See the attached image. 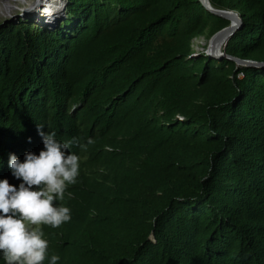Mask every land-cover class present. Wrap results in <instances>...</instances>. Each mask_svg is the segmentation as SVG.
Returning <instances> with one entry per match:
<instances>
[{
	"label": "trees",
	"instance_id": "trees-1",
	"mask_svg": "<svg viewBox=\"0 0 264 264\" xmlns=\"http://www.w3.org/2000/svg\"><path fill=\"white\" fill-rule=\"evenodd\" d=\"M207 1L240 18L220 50L264 61V0ZM228 23L199 0L0 22V179L19 187L9 155L39 154L37 125L86 156L44 264H264V65L191 43Z\"/></svg>",
	"mask_w": 264,
	"mask_h": 264
},
{
	"label": "clouds",
	"instance_id": "clouds-1",
	"mask_svg": "<svg viewBox=\"0 0 264 264\" xmlns=\"http://www.w3.org/2000/svg\"><path fill=\"white\" fill-rule=\"evenodd\" d=\"M58 2L63 6V0ZM43 128L37 125L44 145L38 155L27 152L23 161L9 155L10 170L22 181L19 187L0 179V252L6 264H44L48 241L42 226L58 228L71 220L70 209L62 202L68 186L77 182L79 168L86 169V156L70 152L78 143L75 138L62 142L55 132ZM87 143L94 140L89 138ZM58 260L52 255L50 264Z\"/></svg>",
	"mask_w": 264,
	"mask_h": 264
},
{
	"label": "rangeland",
	"instance_id": "rangeland-1",
	"mask_svg": "<svg viewBox=\"0 0 264 264\" xmlns=\"http://www.w3.org/2000/svg\"><path fill=\"white\" fill-rule=\"evenodd\" d=\"M58 1L60 0H0V22L21 16L19 13H23V16L34 14L38 20L49 21L52 25L61 16V7ZM44 11L46 12L44 13ZM16 13L17 15H15ZM210 35L201 34L193 37L191 41L193 50H206L208 45L209 48L213 43L208 40Z\"/></svg>",
	"mask_w": 264,
	"mask_h": 264
},
{
	"label": "water",
	"instance_id": "water-1",
	"mask_svg": "<svg viewBox=\"0 0 264 264\" xmlns=\"http://www.w3.org/2000/svg\"><path fill=\"white\" fill-rule=\"evenodd\" d=\"M204 7L210 11L211 13L223 16L225 18H227L229 20V23L221 28H219L218 30L214 31L210 37L208 38V40L211 42L214 41L215 37L218 35H222L224 36V40L222 43V46L224 45L225 39L227 38V36L238 26L239 22H240V18L238 16V14L233 11V10H225V9H221V8H216L211 6L207 0H199ZM232 19V21L230 20ZM207 54L213 55V56H221V55H225L228 58L233 59L236 63L239 64H245V65H264V61H257V60H252V59H245V58H239L236 56H231L228 54H224L222 52V50H217L216 52H209V48L207 46Z\"/></svg>",
	"mask_w": 264,
	"mask_h": 264
},
{
	"label": "bare ground",
	"instance_id": "bare-ground-1",
	"mask_svg": "<svg viewBox=\"0 0 264 264\" xmlns=\"http://www.w3.org/2000/svg\"><path fill=\"white\" fill-rule=\"evenodd\" d=\"M232 21V19H230ZM224 36L218 35L215 37L213 43H211L209 47V52H216L217 50H220V47L223 43ZM209 46V45H208Z\"/></svg>",
	"mask_w": 264,
	"mask_h": 264
},
{
	"label": "built area",
	"instance_id": "built-area-1",
	"mask_svg": "<svg viewBox=\"0 0 264 264\" xmlns=\"http://www.w3.org/2000/svg\"><path fill=\"white\" fill-rule=\"evenodd\" d=\"M240 75V73H238Z\"/></svg>",
	"mask_w": 264,
	"mask_h": 264
}]
</instances>
